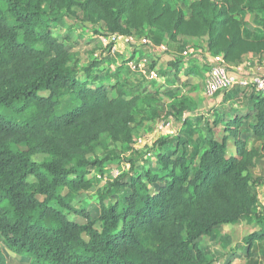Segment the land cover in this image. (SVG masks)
Instances as JSON below:
<instances>
[{
  "label": "trees",
  "instance_id": "1",
  "mask_svg": "<svg viewBox=\"0 0 264 264\" xmlns=\"http://www.w3.org/2000/svg\"><path fill=\"white\" fill-rule=\"evenodd\" d=\"M257 14H264V0H192L188 13L170 0H0V264H9L5 247L30 264H213L203 237L262 221L252 188L260 184L253 170L264 147L250 148L244 138L248 131L264 140L263 95L236 86L231 91H252L247 111L219 117L217 125L226 123L220 138L209 130L202 148L164 134L146 159L135 147L136 113L145 120L157 106L137 92L127 95L119 80L105 83L124 67L136 73L127 63L142 56L131 53L103 75L110 67L104 61L115 56L110 44L102 59L79 69L77 55L54 33L65 18H79L102 26L105 36L150 31L174 43L199 39L211 56L238 66L264 57V25L245 33L246 17ZM149 60L146 70L157 71ZM170 65L181 68L179 59ZM166 93L175 96L171 88ZM171 109L181 118L190 104L180 100ZM36 155L50 158L37 162ZM122 155L130 171L110 175L97 190L98 215L76 209L73 202L109 174L106 162ZM71 212L85 223L71 220ZM255 242L264 243V225L245 237L247 257Z\"/></svg>",
  "mask_w": 264,
  "mask_h": 264
},
{
  "label": "rangeland",
  "instance_id": "2",
  "mask_svg": "<svg viewBox=\"0 0 264 264\" xmlns=\"http://www.w3.org/2000/svg\"><path fill=\"white\" fill-rule=\"evenodd\" d=\"M184 9L188 13V4L192 0H170ZM250 27H247L245 33L247 36H253L262 29L264 25V14L248 15L246 17ZM95 31H99L96 34ZM102 26H92L89 23L80 21L79 18H65L54 27L55 35L65 41L67 46L71 47V50L77 55L78 68L82 69L88 66L94 60H100L104 56V41H108L104 34H102ZM152 35H151V34ZM146 31L140 36H134L136 43L139 40H152V45H141L137 47L135 44H127L128 54L124 57L118 55V51L115 52V56L112 61H104L110 63L109 68L104 70L103 75L108 70L116 72L118 62L123 63V60L135 53L138 56V52H146L148 56H142L139 62L145 61L146 57L150 59L148 62L154 61L155 68H157V75L159 80L149 82L138 73H132L129 69L124 67V72L120 78L111 77L106 80V84H116L119 80L121 84L125 85L123 88L126 90L127 95L132 91L142 95L143 101L151 100L150 105H155L158 108L159 113L156 116L146 113L145 120L141 119L142 114H137L138 123L135 124V134L137 139L136 149H141L144 154V158H151L155 151L151 149L156 141H158L164 134H168L170 137H184L190 138V147H194L196 144H202V148H206L205 137L209 135V130L216 138H220L222 135V125H217L216 121L219 117L230 119L235 112L240 114L247 111V96L252 92L251 90L235 89L224 97L216 96L214 98L206 97L203 91L204 80L206 73L209 71V67L212 64V58L207 56L206 43L204 40L181 38L177 43L170 42L167 38H163L162 34H155ZM67 37V38H66ZM92 42V43H90ZM117 50L121 45H125V39H121ZM166 46L167 51L162 52L158 48ZM158 51H157V50ZM190 51L189 56H182L183 51ZM157 53L163 55L174 56L172 61L179 59L181 62V68L175 71L171 68V61L163 60L162 57H157ZM156 54V55H155ZM113 55V54H112ZM152 55H155L154 57ZM152 56V57H151ZM199 59V64L194 66V61ZM254 61V60H251ZM103 65V64H102ZM105 68H107L104 65ZM193 67H195L193 69ZM177 72L178 75H174ZM100 73V72H99ZM80 78L83 75L79 74ZM195 78V80H193ZM139 85V86H138ZM133 86V87H132ZM138 86V87H136ZM132 88V89H131ZM171 88L174 92V97L168 95L166 91ZM115 92L113 93V95ZM180 100H184L190 104V109L180 118L175 115L171 109V105L179 103ZM5 112V111H4ZM20 114L19 112H13L12 115ZM188 117V118H187ZM188 120V124L194 126V130L187 131L190 127H186L185 120ZM141 119V120H140ZM107 148H110V141L105 138ZM250 148L264 147V140L255 138L252 133L247 131L246 138ZM150 148V149H149ZM264 154V150L262 151ZM100 158L104 159L106 153L100 152ZM120 161H107L106 168L108 173L105 177L100 178L99 186L87 193L81 194L74 202L73 206L76 209L85 208L93 217L98 215L99 198L97 190L102 187L106 181L110 179V175H118L119 171L122 173H128L131 165L127 162V156L122 155ZM48 155H36L35 160L37 162H45L49 160ZM137 158L139 164L143 160ZM255 178L260 180V184L254 186L252 190L259 197L258 215L263 219L260 221L258 218L251 221L242 220L234 225H229L224 228L218 229L213 236H205L200 240L201 246L206 249L213 261V264H227L232 261L234 264H264V243L255 242L253 245V256L247 257L246 244L244 239L253 233H259L262 231L264 225V158L260 160L253 170ZM107 179V180H106ZM70 219L80 223H85V219L77 213H70ZM260 221V222H259ZM5 252L8 257L9 264H30L28 261L23 260L20 256L15 255L12 251L5 247Z\"/></svg>",
  "mask_w": 264,
  "mask_h": 264
},
{
  "label": "built area",
  "instance_id": "3",
  "mask_svg": "<svg viewBox=\"0 0 264 264\" xmlns=\"http://www.w3.org/2000/svg\"><path fill=\"white\" fill-rule=\"evenodd\" d=\"M108 41H104V46L112 44L111 53L115 54L117 52L116 43L121 39H125L126 45L131 43L135 44L137 47L141 45H152L150 39L148 40H139L136 43L134 37H125L121 35H108L106 37ZM128 46V45H127ZM162 52L167 51L166 46H161L158 48ZM190 51L186 50L183 52L184 56H188ZM212 58V64L209 67V71L206 75L204 81V94L206 97L214 98L218 94H225L236 86H240L242 88H253L259 94L264 96V57H252L254 61H246L241 66L236 68L227 64L222 56H210ZM127 66L138 74L144 76L148 81L158 79L157 71L148 72L145 68V61L137 62L136 60H130L127 63ZM247 69L250 71L246 72L241 76L240 73H244ZM238 71V72H237ZM138 143V142H137ZM136 143V145H137ZM135 145V147H137Z\"/></svg>",
  "mask_w": 264,
  "mask_h": 264
},
{
  "label": "crops",
  "instance_id": "4",
  "mask_svg": "<svg viewBox=\"0 0 264 264\" xmlns=\"http://www.w3.org/2000/svg\"><path fill=\"white\" fill-rule=\"evenodd\" d=\"M118 42H120V41H118ZM118 47V45L116 44V48ZM127 45L125 44V45H121V47H119V50H117L118 51V54H121V56H125V55H127L128 54V49H127ZM157 50V49H156ZM158 51V50H157ZM133 53V52H132ZM147 53L146 52H138V56H148V55H146ZM156 55V54H155ZM155 55H152L153 57L155 56ZM190 55V54H189ZM188 55V56H189ZM207 56H211L208 52H207V54H206ZM151 56V57H152ZM157 57H162V59L163 60H168L169 62L170 61H172V59L174 58V56L172 55V56H169V55H163V54H159V53H157V55H156ZM149 57H150V55H149ZM250 60H252V57H249L246 61H250ZM245 61V62H246ZM199 59H196L195 61H194V66H196V65H198L199 64ZM119 63V62H118ZM244 64V63H243ZM238 66H241V64L240 65H238ZM238 66H232V67H234V68H236V67H238ZM195 67H193V69H194ZM248 71H250V69H247L244 73H240V72H238L239 74H241V76L243 75V74H246V72H248ZM208 73V72H207ZM207 73H206V75H207ZM205 78H206V76H205ZM193 80H195V78H193ZM205 81V80H204ZM203 91H204V87H203ZM218 97V96H217ZM220 97H224V96H220Z\"/></svg>",
  "mask_w": 264,
  "mask_h": 264
}]
</instances>
